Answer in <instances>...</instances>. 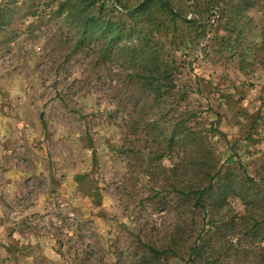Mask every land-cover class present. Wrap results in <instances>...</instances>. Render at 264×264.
Segmentation results:
<instances>
[{
  "label": "rangeland",
  "instance_id": "374dc122",
  "mask_svg": "<svg viewBox=\"0 0 264 264\" xmlns=\"http://www.w3.org/2000/svg\"><path fill=\"white\" fill-rule=\"evenodd\" d=\"M96 1L0 0V264H264V0Z\"/></svg>",
  "mask_w": 264,
  "mask_h": 264
},
{
  "label": "trees",
  "instance_id": "16d2710c",
  "mask_svg": "<svg viewBox=\"0 0 264 264\" xmlns=\"http://www.w3.org/2000/svg\"><path fill=\"white\" fill-rule=\"evenodd\" d=\"M77 3L76 9L74 10V14H73V21L78 24V26H80L81 30H80V37L82 41L84 38H86L89 33H92L93 31L96 30H111L112 33L114 32L113 37L111 38V40L109 41L108 47L107 49H110L114 43L115 40L119 41L120 40V35L121 33H119V31H115L113 30V24H108L107 26H105L104 24H98V18L96 15H93L92 12L89 10L91 7H95L97 1L96 0H73ZM156 0H145V4L142 3L141 4V9L146 10L147 7L151 2L154 3ZM237 1H246L248 3L249 0H237ZM263 1V0H259ZM165 3V2H164ZM163 3V4H164ZM116 4H118L120 6V8H126L124 3H122L120 0H116ZM163 8L174 18L177 14V12H175L169 4L165 3L163 5ZM69 31V30H68ZM264 32V30H263ZM110 33V32H108ZM264 35V33H263ZM119 39V40H118ZM78 45H80V42L77 43L76 47H78ZM106 52V51H105ZM152 60V55L146 56L145 61L147 63H150ZM154 71H157V69H153ZM168 71L165 70V74L160 75L158 74V76L155 78L154 75L158 72H150L148 73L149 75H145V74H137L136 79L138 80V83L140 84L141 82H143V87L148 86L150 89L155 90L158 87L155 86V81H161V78L165 75H168L167 73ZM133 77H135L134 75H131L130 78L131 80L133 79ZM157 85V84H156ZM139 90V89H138ZM199 143L196 141L191 142V146L193 148H196V146H198ZM191 164H193V166H200L202 164H200V162H198V160H191ZM206 174H210L208 171L206 172ZM212 179V178H211ZM211 189V185L208 186L207 188H205L204 190H199L198 192H191V193H183V195H185V197L189 198L190 196L196 194L198 195V203H206L212 200V198H210L208 196V192ZM211 199V200H209ZM149 251L155 255V256H161V255H166L168 252L165 251H158L155 248H149Z\"/></svg>",
  "mask_w": 264,
  "mask_h": 264
}]
</instances>
